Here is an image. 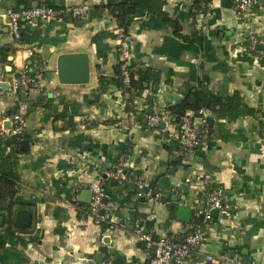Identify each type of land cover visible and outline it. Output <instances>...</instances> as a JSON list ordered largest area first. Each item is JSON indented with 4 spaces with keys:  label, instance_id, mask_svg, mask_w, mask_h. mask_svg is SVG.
<instances>
[{
    "label": "crops",
    "instance_id": "obj_1",
    "mask_svg": "<svg viewBox=\"0 0 264 264\" xmlns=\"http://www.w3.org/2000/svg\"><path fill=\"white\" fill-rule=\"evenodd\" d=\"M103 1L64 0L63 5L87 2L91 6ZM192 1L167 0L166 4L170 14L181 21L185 33L191 31ZM260 2L264 5V0ZM13 4L14 0H0V47L8 50L11 65L7 71L9 65L0 60L5 75H14L23 63L34 59L39 63L41 79L40 86L27 94L25 131L18 141L26 140L29 148L21 150L18 142L14 167L17 195L24 202L16 206L15 213L20 208L28 209L32 219L28 228H20L14 224V213L12 230L17 241L12 248L4 236L6 224L1 216L0 246L20 251L7 264H101L106 260L112 264L114 258H119L120 264H149L148 252L133 233L140 224L153 236L176 241L194 229L202 230L204 239L193 247L190 264H211L206 255H228L243 264H264V56L248 51L245 42L251 35L264 41V10H253L251 29L234 10V0H211L209 11L197 15L196 26L201 27L215 50L214 60L203 64L209 89L220 97L237 92L255 114L218 117L207 109V147L183 153L175 123H171L170 133L163 134L147 126L145 115L139 122L125 111L117 87L108 86L94 100L99 76H112L113 66L120 61L117 32L128 36L131 57L138 59L131 65L134 75L140 78L142 74L135 66L146 67L142 96L151 101L152 110L181 99L179 86L188 74L187 68L153 52L162 43L163 32L139 28V19L145 17L143 11L137 12L126 33L106 13L77 23L50 25L42 19L38 26L42 44L29 41L18 45L9 29L5 32L8 26L4 21ZM35 25L36 21L31 28ZM102 31L111 35H102L93 42L92 36ZM77 52L88 54L89 82L60 83L56 73L58 56ZM144 56L148 57L146 64L141 61ZM151 70L158 73L155 79L149 74ZM16 97L0 95V122L4 128L10 126L5 124L17 106ZM120 162L131 171L124 185L113 184L108 174ZM170 168L174 169L172 174ZM162 176L170 179L168 187L158 186ZM137 177L144 185H153L151 189L156 188L159 195H165L166 203L156 201L150 207L146 202L150 197L139 202L136 185L134 190L127 187L130 181L136 183ZM92 182L108 191L106 199L112 214L107 227L88 213L90 203L85 200L91 199ZM207 185H212L211 190L229 205L230 215L218 222L209 214L202 218V224L195 225L207 207L202 198ZM0 187L3 189L2 183ZM173 195L184 199L174 202ZM170 204H174L173 209ZM179 204L190 206L188 221L178 218ZM105 237H109L110 244H104ZM110 248L114 254L109 253ZM97 253L104 255L102 262L96 260Z\"/></svg>",
    "mask_w": 264,
    "mask_h": 264
},
{
    "label": "trees",
    "instance_id": "obj_2",
    "mask_svg": "<svg viewBox=\"0 0 264 264\" xmlns=\"http://www.w3.org/2000/svg\"><path fill=\"white\" fill-rule=\"evenodd\" d=\"M38 1V5L45 4L55 8L64 6V0H14L12 10H18L21 6L23 8L33 7L32 4ZM211 0H193L189 10L192 18L190 33L184 32V26L179 18L170 14L166 9L167 0H104L101 3H96L90 6L85 17L76 18L69 12L62 13L57 20L49 19L48 24L53 22H82L96 17H101L104 13L110 15L115 19L118 27L123 28L127 32V28L135 20L138 11H143L145 17L139 19L140 29H152L163 32V40L159 46L153 48V52L165 56L166 60L176 65L187 68V76L182 81L179 89L181 91V99L168 105L165 109L168 111L171 121L176 123L186 111H196L200 108L212 110L217 113L218 117H228L236 114L254 115L255 109L246 105L240 98L237 92H234L229 97H220L213 93L209 87V77L203 71V64L205 62L214 60V48L210 40L203 33L201 27L196 26V17L199 14H205L209 11V4ZM232 3V2H231ZM69 6V5H68ZM42 19L36 21L34 29L31 24H21L20 32L21 38L16 40L18 45L25 42L33 44H42L39 39L38 26L42 24ZM111 35V33L102 31L92 36V41L96 42L102 35ZM246 46L248 39H246ZM118 49V46H117ZM119 52V50H118ZM35 55V53H34ZM192 56L187 59L185 56ZM8 50L0 47V60L7 63L10 67V61L7 60ZM36 62L31 60L30 63ZM130 83L126 86L123 83L121 75V61L116 62L113 66V74L110 77L99 76L98 87L93 91L94 100H97L99 95L105 91L108 86L117 87L125 102L124 109L130 112L139 122H142V116L146 113L152 112L151 101L147 100V108L144 111H138L134 104V100L140 97L143 93L144 87L142 80L134 75L133 69L130 67ZM229 100V102H227ZM14 110L10 111L11 113ZM23 137V136H22ZM18 139L0 135V183L3 184V189L0 187V216H3L6 227L4 228V236L8 239L10 247L14 248L17 236L12 230L13 218L16 206L24 204L23 200L17 195V188L15 183V163L16 154L18 151ZM127 174L131 171L127 170ZM137 174H133L135 176ZM142 181L141 178L137 177ZM152 188L153 185H148ZM212 185H207L203 192L202 198L208 191L212 189ZM107 194V189L104 187ZM3 202V204H2ZM115 213V211H114ZM109 214L112 212L109 210ZM202 219H197L193 224H202ZM103 226H109L110 223L100 222ZM196 228V226H195ZM197 229L192 230L191 232ZM5 244L0 246V264H7V260L15 254H20L19 250L10 249ZM12 252H10V251Z\"/></svg>",
    "mask_w": 264,
    "mask_h": 264
},
{
    "label": "built area",
    "instance_id": "obj_3",
    "mask_svg": "<svg viewBox=\"0 0 264 264\" xmlns=\"http://www.w3.org/2000/svg\"><path fill=\"white\" fill-rule=\"evenodd\" d=\"M234 10L239 17L247 23V28L251 29V24L254 21L253 10L262 12L264 5L260 0H234ZM90 8L87 2L75 3L72 5H64L59 8L48 6L45 4L37 5L36 7L20 8L18 10H11L7 17V23L11 36L18 40L21 38L20 26L21 24H32L37 20L45 19H59L60 15L65 12L71 13L72 16L79 18L85 17ZM116 38L118 40V50L121 61V75L123 83L129 86L130 83V67L127 63L132 60L130 52V40L123 32H117ZM261 45V48L258 45ZM247 50L264 56V41L251 35L248 39ZM32 54V51H29ZM40 67L36 62L23 63L16 73L10 77L5 75V67L0 61V95L12 96H27L29 91L40 86ZM7 82V89L3 88L4 83ZM134 104L138 111H144L147 108V98L140 96L134 100ZM29 104L27 101L18 100L15 110L9 115L8 121L10 126L4 128L0 122V134L15 137L20 139L25 131V116L28 112ZM130 113V112H129ZM131 114V113H130ZM147 126L151 129L158 128V130L165 134L170 133L171 118L168 111L164 107L145 114ZM85 120V117H82ZM208 119L209 114L207 109L200 108L196 111H186L180 119L175 123L176 134L182 140L184 153L186 150L195 149L198 147H207L206 139L208 137ZM174 123V122H173ZM161 124V127L159 125ZM125 162H120L115 166V172L108 173L112 178L117 180V183L124 185L128 179V174L125 169ZM137 194L140 195L139 189L144 185L140 180L135 183ZM92 192L91 202L88 207V213L96 222H105L110 218L109 207L107 202L103 199L107 198L106 192L98 182L90 184ZM145 197H150V192L146 193ZM206 208L204 216L209 217L210 210L217 211V221L221 222L225 217L230 215L229 205L224 202L217 191L210 190L205 195ZM100 210H103L101 213ZM149 215V218H152ZM136 240L146 249L149 257V264H190L191 251L194 246L199 244L204 239V232L202 230H195L185 235L183 240L176 241L168 236H153L146 231L144 225H137L133 230ZM206 260L211 264H243L236 257L228 255L212 256L206 255ZM101 264H111L110 260L103 261Z\"/></svg>",
    "mask_w": 264,
    "mask_h": 264
},
{
    "label": "water",
    "instance_id": "obj_4",
    "mask_svg": "<svg viewBox=\"0 0 264 264\" xmlns=\"http://www.w3.org/2000/svg\"><path fill=\"white\" fill-rule=\"evenodd\" d=\"M38 1H35L32 6L36 7L38 5ZM24 6H21L20 8H23ZM44 21H46L44 19ZM9 22V19L6 18L4 23L7 24ZM2 24V21H1ZM5 32H8V27H6ZM248 34V33H247ZM248 36V35H247ZM259 48H261V45H258ZM11 59V56H10ZM144 64L148 63V57L144 56L142 57L141 60ZM138 59L134 58L130 61H128V65L131 66L132 63H137ZM136 71H141L142 74L140 75V79L141 80H145V71H146V67L145 65L142 66H135ZM7 71L10 70V66H7L6 68ZM90 64H89V58H88V54L84 53V52H77V53H63L60 54L57 58V65H56V73L58 76V80L60 83H66V84H86L89 82L90 79ZM150 76L155 79L157 76V71L155 70H151L149 72ZM144 86H146V82H144ZM4 89H7V82L4 83L3 85ZM16 101L20 100V101H28V97L27 96H21V97H16L15 98ZM9 122V121H8ZM6 123L5 126L10 123ZM144 122L146 123V119L144 120ZM20 149L21 150H27L29 148L28 142L24 139H21L20 142ZM112 172H115V168L112 170ZM174 172L173 168L169 169V174H172ZM111 182L113 184H117V180L112 178ZM170 183V179L168 177L162 176L159 181H158V186L161 188H165L168 187ZM127 187L131 190L135 189V182L130 181L127 183ZM140 195L138 197L139 202L144 203L146 201V193L150 192V199L147 202V205H149L150 207H152L156 201H158L159 203H166V196L165 195H159L158 194V190L156 188L151 189L148 185H143L140 189H139ZM90 198L92 196V192L90 190ZM178 198L180 199H184V196L179 197L178 195H173L171 196V199H173V201H177ZM90 200H85L86 203H90ZM103 202L106 203L107 199L104 198ZM204 205L200 206V210L203 209ZM169 207L171 209L174 208V204H170ZM100 212L102 213L103 210H100ZM191 208L190 206L186 205V204H179L177 206V215L178 218L180 220L183 221H188L190 219V215H191ZM210 215L214 218L217 217V211L216 210H210ZM199 217L202 219L204 217V214L201 213L199 214ZM31 219H32V215L31 212L28 209L25 208H20L17 209L16 213H15V220H14V224L20 228H28L30 226L31 223ZM2 221V217L0 216V223ZM2 242V236L0 235V244ZM104 244H110V239L109 237H105V239L103 240ZM110 254H114V249L110 248L109 250ZM231 255H233V253H231ZM96 260L98 262H102L104 260V255L102 253H97L96 254ZM121 260L119 258H114L112 261V264L117 263L120 264Z\"/></svg>",
    "mask_w": 264,
    "mask_h": 264
}]
</instances>
